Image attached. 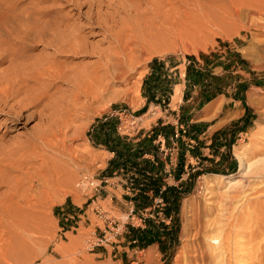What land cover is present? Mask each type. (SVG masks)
<instances>
[{"label": "rangeland", "instance_id": "rangeland-1", "mask_svg": "<svg viewBox=\"0 0 264 264\" xmlns=\"http://www.w3.org/2000/svg\"><path fill=\"white\" fill-rule=\"evenodd\" d=\"M1 5L11 6L19 13L12 18L23 24L33 20L29 15L33 8L50 11L46 18L57 16L64 23L76 24L75 33L81 32L86 37L81 40H88L83 41L82 45L86 46L83 49L88 47L91 51L83 50L71 57L65 54L72 53L61 52L51 62L55 67L61 64L62 73L66 72V77L64 74L52 84L51 98L44 101L53 106L49 102V106L44 103L49 108L40 105V110L38 106L33 117L6 132V118L0 112V138L5 141L2 142L12 145L9 148L20 143L26 148L24 171L13 175L22 178L27 203L26 208L16 210L18 207L13 206L10 210L14 212H2L0 200V264H185L199 240H205L204 249H213V242L206 235L218 232V223L230 221L225 217L241 204L249 207L243 210L248 208L250 214L247 212V216L241 208L233 212H244L243 216H247L242 218L245 225L241 221L236 230L257 228L254 215L259 213V202L264 204V195L256 192L262 178L251 169L264 164V0H105L103 11L100 10L102 15L96 13L88 0H0ZM85 21H90L89 25ZM83 22L85 29L77 31ZM92 26L95 27L91 32ZM24 41L18 47L16 44V48L25 58L29 54L31 59H42L52 53L49 47L43 50L44 45L39 41ZM193 58L201 63L200 84L209 91L202 100L218 95L222 98L213 116L205 119L209 120L208 125H213L211 130L219 133L216 147L225 146L224 150L211 148L214 157L207 150L196 149L189 123H183L188 128L186 136L179 141L171 139L181 123L170 118L169 98L175 88L180 92V87L174 86L178 76L175 80L169 74L179 70L173 68L175 65ZM9 61L0 56V72L8 70L12 63ZM18 61L21 60L15 61L13 67ZM86 74L90 75L87 79L83 77ZM243 107L248 111L240 117L238 108ZM118 108H128L140 115L143 128L125 134L117 131L114 122L95 127L104 113ZM64 114L69 125L63 126L59 121L57 128L66 129L67 136L58 147H42L34 135L43 133V129L52 132L54 128L50 124ZM160 132L165 140L159 139ZM186 152L193 156L200 153L209 160L204 165L194 166L193 161L187 165V157L183 155ZM216 153H222L218 161H215ZM148 154L154 156L150 165ZM241 157L252 164L244 172H241ZM147 166L162 174L155 179L162 187L160 192L152 188L145 194L141 192L148 182L139 170ZM111 175L119 177L124 188L113 199L109 197L98 204L107 217L116 221L115 228L108 232V242L92 248L87 244L88 239L101 238L108 222L96 214L88 223L79 221L81 217L73 208L74 203L86 207L98 193L93 189L83 191L78 184L83 176L100 183L98 179ZM226 175H233L234 181L240 180L242 188L231 189ZM167 187L176 188L177 193L166 192ZM5 189L4 185L0 186V199L4 198ZM39 190L41 195L36 192ZM245 194L252 197L251 205L244 202ZM159 195L162 202L156 201ZM175 195L180 197L178 206ZM96 205L92 206L93 210ZM169 206L170 216L166 213ZM226 206L230 208L225 209ZM215 217L225 219L217 221ZM212 221L218 222V225L214 222L217 228L209 227ZM199 229L201 232L205 229V235L200 232L204 236L195 235ZM243 236L236 237L239 242L235 240L233 245L234 253L237 252L233 254L235 258H230L231 264H257L255 255L259 251L264 261V234L262 239ZM224 257H218L220 262L217 258L212 261L221 264Z\"/></svg>", "mask_w": 264, "mask_h": 264}, {"label": "bare ground", "instance_id": "bare-ground-1", "mask_svg": "<svg viewBox=\"0 0 264 264\" xmlns=\"http://www.w3.org/2000/svg\"><path fill=\"white\" fill-rule=\"evenodd\" d=\"M88 1L90 2V5L91 6H94L96 8V13H100V10L103 9L102 8V3L105 0H88ZM83 3L84 2H82V4ZM6 4L8 5V2ZM11 4L13 5V3H11ZM76 4H78V3H76ZM82 4L79 3L78 6L79 5L82 6ZM2 6L3 5H1L0 7H2ZM87 7H89V6H87ZM30 9L31 8H29L28 11ZM89 9H91V8H89ZM32 10H31L32 13L29 14V15H31L33 17V20H29L28 19L26 21V23H24L26 25H24L20 20H15V19L12 18L13 15H16L17 13L14 11L13 8H11V6H6V7L3 6L2 8H0V11H1L0 14H2L0 16V51H2L0 53V56L2 57V59H7V60L10 59V61L12 62L11 65H10V67L11 66L13 67V65H14L13 63L15 61L21 60V61H18L17 62L18 65H16L15 67H13V68H10L9 67L8 70H6V72H3L4 74L2 72H0V75L2 74V76L0 78V112H3L4 115H5V118H6L5 121H4L5 129H6L5 132L8 131V130L17 129L20 126L19 124H24L25 123L24 122L25 119L27 121V120L30 119L31 116L33 117V115L35 114V112L37 113V107L38 106L42 105L43 107H45L46 104L48 105V102L49 101H46L47 103L44 102V101L51 94L50 93V90H51L52 84L53 83H56L55 82L56 79L62 78L64 76L66 77V74H65L66 72L65 73H62L63 69H62L61 64L60 65H57L58 63H55L57 66L61 67L60 68L61 70H60L57 66L56 67L58 69L53 65V63H51V62H54V59L56 58L57 55H59V53H61V52L62 53H65V52L72 53V54H65L66 57H71L70 55L79 54V52L82 53L84 51L89 50L88 47H87L86 50L83 49V48L86 47V46L82 45V44H84L83 41L85 42V40H86V43H87L88 40L87 39L81 40V37H83V38H86V37H84V34H83V36H81L82 35L81 32H78L79 35L75 33V27H73L74 24L71 25L70 24L71 22L69 24H67V22L64 23L63 21L57 20V16H52L50 18H46V16L50 12V11H47L46 9L45 10L44 9L42 10V8L41 9L40 8H38V9L37 8L36 9L33 8ZM87 11H89V10H87ZM87 11H83V12H85L87 14L88 13ZM107 12H109V11H106V13ZM79 13L81 14V12H79ZM18 14H17V16H19ZM86 14H84V17H85ZM96 15H98V14H96ZM108 15H110V14L108 13ZM61 16H63V15H61ZM90 16H89V19L92 17V16L91 17ZM60 18H62V17H60ZM96 20H98V19L95 18V21ZM92 21L94 22V20H92ZM99 21H100V19H99ZM99 21H98V24H99ZM87 23H90V21H87ZM87 23L85 21V24L86 25H89ZM100 25H105V24H100ZM82 27H83V29H85L84 22H83V24H80L79 25V28H77V31L80 30ZM94 27L95 26H92V28H90V31L91 32L94 29ZM76 35H78V37ZM24 40L25 41L30 40V42L33 41L34 43L39 41V42H41L40 44H43L44 45L43 48H42L43 50H45L47 47H49V48L52 49V51H51L52 53H48L47 52L48 54H45L46 56H44V58L42 56V59H40V58L39 59H36V57L35 58L33 57V59H31V55L29 56V54H26V58H25V57H23L21 55L22 52L19 53V51L16 48V44H18L19 42H23ZM78 40H79V42H78ZM81 41H82V43H80ZM27 42H29V41H27ZM18 46H19V44L17 45V47ZM21 46H22V44H21ZM7 51H9V53L6 55L5 53ZM90 51L91 50H89L88 52L90 53ZM44 52H43V54H44ZM25 59H26V62L24 61ZM31 60H33V61H31ZM23 61L25 62V64L22 63ZM45 61H47V62H45ZM19 62H21L22 64H19ZM8 66L9 65H7L6 67H8ZM1 70H2V68H1ZM89 76L90 75L87 76V74H86V76H83V77H85L87 79V77H89ZM80 77H82V76H80ZM81 80H82V78H81ZM178 89H180V88H178ZM176 92L177 93L174 95V100H177L179 98V91L176 90ZM50 98H51V96H50ZM44 103H46V104H44ZM49 104H51V102H49ZM47 105H46V108L49 106V105L48 106ZM56 105H57V103H56ZM40 110H42V107L40 108ZM40 110L38 112H40ZM53 110H55V108ZM56 112H58V110ZM56 112L54 114H57ZM42 113H45V112L43 111ZM42 116H44V114ZM64 116H65V114H64ZM64 116H63V118H64ZM63 118H60V116H58L57 119H55V120L53 119L54 121L52 122V124H50V122H49V124L54 129L52 130L51 127H48L50 125H48L47 127H48V129L52 130V132L49 133V131L47 129H46L47 132H45V130L43 129L42 130V132L44 131L43 133H41V131H40V133L37 132L39 134H37V133H36V135L33 134L34 137L38 140V142L40 143V145L42 147L43 146H45V147L47 146V147H50L52 149V148H55V147L60 146L59 145L60 140H62L63 138H65L67 136V134H68L66 132V129H63V127L60 126V125H61V123H62V125L65 124V123H66V125H69V120H68L67 116H65V119H63ZM71 120H74V119H71ZM59 121L61 122L60 125H59L60 127L57 128V126H58L57 124H59ZM21 122H23V123H21ZM71 122L72 121H70V123ZM2 138H0V148L2 147L0 149L1 150L0 151V186H3L4 185L6 187V189L2 192V195H4V198L3 199H0V200H2L1 208H2V212L3 211H6V212H14V211H11L10 210L11 208H13V206H15V209L18 207L16 209V210H18L20 208H26V204H27L26 203V188H25L26 186H24L22 188L21 187V183H23V182H21V179L22 178H20V177H18L16 175H13L14 172H19V173L22 172L23 173V171H24L23 170L24 169V165L23 164L26 162V159H25L26 158L25 157L26 156L25 155L26 154V148H25V145L24 144H23V146H20L21 143L19 144V146H16L15 148L12 147L13 149L12 148H9L12 145L9 144L11 146H8V143L7 144L6 143H3L5 141H3L4 139L2 140ZM36 139H34V140H36ZM5 145L8 146V147H5ZM243 159L244 158L241 157V165H240L241 166V172H244V170L250 169V167L252 165V164L250 165L247 160L244 161ZM246 161L249 164V166L246 163ZM263 165L257 167L256 169H253V168L251 169V172L255 176L262 178V181H261V183H260V185H259V187H258V189L256 191L257 193H261L262 195H264V193H263L264 192V166ZM248 173H249V171H248ZM224 177L229 180L228 182L230 183L229 185H230V188L231 189L232 188H235V187H241V186H243L240 183V180L234 181V178L235 177L233 175H226ZM22 190H24V192H22ZM36 192H38V194L40 193V195H41L42 190H39V191H36ZM242 193H244V192H242ZM256 195H258V194H256ZM244 196H246V194ZM237 199H239V198L237 197ZM229 201H230V199H229ZM244 202H246V204H250L249 202H252V197L250 198L249 196H246ZM233 203H235V202H233ZM237 205L239 206V204H237ZM228 206H229V204H228ZM241 206H242V204L239 207V208H241V210H243V207H248L247 205L246 206H243V207H241ZM235 207H236V205L234 206V208ZM254 207H256V206L254 205L253 208ZM229 208L227 207L225 209H229ZM237 208L238 207H236V209ZM248 208H246L247 210L244 209L243 211L247 213L248 212ZM256 209H257V207H256ZM232 210H233V208H232ZM257 211L259 212L258 215H254V216H255V219H256L255 220V223H258L259 225L256 224L257 225V228H255V229H252L251 228L252 230H249V231H242V232H240V231H237L236 230V227H237L238 223H241V221H243L242 218H244V216H246V215L248 216L250 214V212H248L249 214L247 213L246 215L243 216V213L244 212H242V213L241 212H238V213L231 212V213H229L228 211H226V212L229 213V215L227 214V217H225L226 214L223 213V214H225L224 217L225 218H228L227 220L230 219V221H227L226 220L227 222H223V225L220 222L218 223L217 221L223 219L224 217L223 218L218 217V218H221L219 220H217L218 218L215 217L216 220H217L216 222L218 224H220L218 226V232H219V230L221 232H219L220 234L218 232H214L215 234L213 233V236L211 235L209 237H208V235H206L207 238H209V240H211V242H213V245H211V247H213V249L212 250L210 249L211 251L207 250V248L204 249L205 248L204 246H206V245L204 244V246H203L202 245V242H204L205 240H203L202 242H200V240H199V242H197V240H196V242H197V245L196 246L197 247L192 248L193 249L192 250V253L190 252V255L187 257L185 264H209L215 258H217V261H218V259H219L218 257L219 256H221V259H223L222 256L223 257L224 256L226 257V258L224 257L225 260H223V262L221 264H231L232 262H230L231 261L230 258H233L234 257L233 254H236V252H237L236 251L234 253V250H233V247L234 246L233 245L236 243L235 240H236V237L238 235H240V234H243L244 236L245 235H250V237L255 236V238L259 236L262 239L261 235L264 234V204L263 203L260 204V202H259ZM253 213H255V212L253 211ZM11 214H13V213H11ZM217 216H219V215H217ZM215 218H214V220H215ZM210 221H208V222H210ZM245 221H249V220H245ZM214 222H213V224H209V227H210V225H213L215 228H217V226H215ZM243 223H244V221H243ZM207 225L205 223V226L206 227H207ZM242 225H245V223L242 224ZM213 226H211V227H213ZM219 227H220V229H219ZM208 228H207V230H208ZM249 228H250V226H249ZM204 230L205 229H203V231ZM197 231L198 232L197 233L195 232L196 233L195 235L197 237H199L200 232H201V229H199ZM203 231L201 233H204ZM213 231H214V229H213ZM209 233L210 232H208V234ZM211 233H212V231H211ZM217 234H219V235H217ZM202 235L203 234H201L200 236H202ZM204 235H205V233H204ZM221 237L223 238V240L221 239ZM262 240H264V239H262ZM206 242L209 245L208 241H206ZM237 242H239V241H237ZM258 244L260 246L262 245L261 242L258 243ZM246 252H249V251H246ZM259 253H260V251H259ZM259 253H257V255H255V256H257V261L256 262H257V264H262L264 261H262V257H261V255ZM236 256L238 257L239 255H236ZM238 258H240V257H238ZM247 258H249V257H247ZM221 259H219V260H221ZM228 259H229V261H228ZM242 259H243V257H242ZM212 262H214V261H212ZM218 262H220V261H218ZM237 262H238V260H237ZM250 262H252V261H250ZM215 263L216 262H214V264ZM216 264H218V263H216Z\"/></svg>", "mask_w": 264, "mask_h": 264}, {"label": "crops", "instance_id": "crops-1", "mask_svg": "<svg viewBox=\"0 0 264 264\" xmlns=\"http://www.w3.org/2000/svg\"><path fill=\"white\" fill-rule=\"evenodd\" d=\"M200 64L201 63L197 61V58L189 59L188 61H184L175 65L173 68L176 67L179 68V70H175L172 74H169L171 77H174L175 80L178 76L179 81L175 82L174 86L180 87L179 98L177 100H174L176 88L174 89V93H170L171 97L169 99L171 102L169 103V109L172 113L170 118H173V120L177 122L180 121L181 124L184 122L189 123V129L191 133L190 137L195 139L194 141H196V149L199 148L201 150H207L210 152L209 156L214 157V152H211V148H217L216 141L220 137L219 133L211 130L213 125H208L209 120L206 121L205 119L213 116L222 98L220 95H218L207 99L206 101L202 100L204 95H206L209 91L207 90L206 86L200 84V80L202 78V67L199 66ZM236 102H241V100ZM223 107L224 104L221 107V110ZM238 111L240 113V117H243L247 114L248 108H238ZM224 148L225 146H222L217 149L224 150ZM183 155L187 157V165H189V161H193L192 165L194 166L195 164L204 165L205 162L209 160L208 158L201 157L202 154L200 153L196 156H193L192 154L190 155L186 152ZM221 155L222 153H216L215 161H218ZM147 156L151 157L147 162L148 165H150L154 156L149 154ZM197 168H199V166H197ZM193 169L196 168L194 167ZM139 171L141 176L146 178L145 180L147 182L151 179L155 180L159 175H162L159 174L157 170H153L151 166H147L146 169L141 168ZM164 171H167V169H164ZM104 177H107V182H102V184H100V187L98 188L99 194L93 197L88 202L86 207H84L83 204L74 203L75 206L73 208L78 211V216L81 217L79 220L80 222L88 223V219L92 220L93 214H96L95 210L92 209V206L96 203H99L100 201L107 200L109 197L113 199L116 197V194L118 195L119 191L124 188L123 185L119 183V177L114 175Z\"/></svg>", "mask_w": 264, "mask_h": 264}, {"label": "built area", "instance_id": "built-area-1", "mask_svg": "<svg viewBox=\"0 0 264 264\" xmlns=\"http://www.w3.org/2000/svg\"><path fill=\"white\" fill-rule=\"evenodd\" d=\"M111 122L115 123V127L118 132L125 134L127 131H137L139 132L143 127L141 126V116L136 115L133 110H130L128 108H118V109H112L109 112L104 113L96 122L95 127L98 128L99 124H109ZM188 134V128L184 126V124H181L179 128L175 130V133L171 136L172 140L179 141L180 137L186 136ZM159 139L163 138L165 140V136L160 132L158 134ZM154 160V157H153ZM169 171V169H168ZM171 175V173L169 174ZM102 179V181H101ZM97 179L90 178L88 176H83L79 181V187L83 191H87L89 189H93L96 191L95 194H99L98 188L100 187V184L102 182H107V177H102L98 179L100 183L96 182ZM165 188V186L163 187ZM156 201L162 202L163 198L156 197ZM95 207V213L96 215L103 219L104 221L108 222V224H105V233L101 238H96V240L88 239L87 244L91 245L92 248L95 246L104 245L106 242H108V232L112 231V228H115L116 221L112 219L111 217H107L106 211H104L103 207L96 203ZM93 235H95V232H93ZM134 242H137L138 239H134Z\"/></svg>", "mask_w": 264, "mask_h": 264}, {"label": "trees", "instance_id": "trees-1", "mask_svg": "<svg viewBox=\"0 0 264 264\" xmlns=\"http://www.w3.org/2000/svg\"><path fill=\"white\" fill-rule=\"evenodd\" d=\"M148 188H152V189H154L156 192H160L161 189H162L161 185L158 184V182H156V181L153 180V179H151L150 181H148L147 186H145V187L141 190V192H142L143 194H145V192L147 191ZM165 191H166V192H168V191H173V192L177 193V189L174 188V187H167ZM179 198H180V197H179L178 195H175L174 200H176V206L179 205V204H178V202H179ZM166 213H167V215H169V216L171 215V207H170V206H169L168 208H166ZM176 230H177V228H176Z\"/></svg>", "mask_w": 264, "mask_h": 264}]
</instances>
